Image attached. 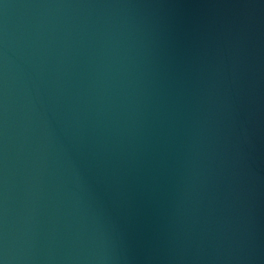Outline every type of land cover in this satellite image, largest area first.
<instances>
[{"label":"water","instance_id":"obj_1","mask_svg":"<svg viewBox=\"0 0 264 264\" xmlns=\"http://www.w3.org/2000/svg\"><path fill=\"white\" fill-rule=\"evenodd\" d=\"M0 264H264V0H0Z\"/></svg>","mask_w":264,"mask_h":264}]
</instances>
